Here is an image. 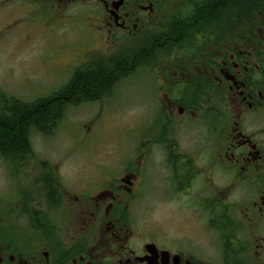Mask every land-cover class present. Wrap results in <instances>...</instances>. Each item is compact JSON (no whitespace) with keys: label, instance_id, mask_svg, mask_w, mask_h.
<instances>
[{"label":"flooded vegetation","instance_id":"af4514ba","mask_svg":"<svg viewBox=\"0 0 264 264\" xmlns=\"http://www.w3.org/2000/svg\"><path fill=\"white\" fill-rule=\"evenodd\" d=\"M20 26L66 56L35 99L62 111L0 153V264H264V0H0V36ZM123 86V152L34 148ZM80 156L87 180L61 170Z\"/></svg>","mask_w":264,"mask_h":264},{"label":"rangeland","instance_id":"374dc122","mask_svg":"<svg viewBox=\"0 0 264 264\" xmlns=\"http://www.w3.org/2000/svg\"><path fill=\"white\" fill-rule=\"evenodd\" d=\"M27 29L28 27L25 26L3 29V34L0 36V106L6 104L12 97L26 101L35 100L43 95L40 94L41 90L44 94H49L59 86L52 84L54 79L52 76L54 70L63 65L66 56L49 58L53 55V51L47 53L41 45L36 46L35 43L26 44L20 49L22 38L18 34ZM16 32L18 34H14ZM87 36V31L79 26L69 29L65 38L71 40V43L81 41L86 44ZM72 52L71 50L69 56L67 55L71 62L74 61L71 58ZM124 89L125 86L120 87L117 101L106 103L107 106L83 103L81 106L68 107L59 128L48 139H34V148L39 152H43L40 149L47 148L51 151L49 153L51 158L53 154L76 149L88 155L93 153L96 147L97 153L100 154L112 153L109 152L112 150L123 152L127 148L126 136L129 124L125 107L126 99L124 100V92H122ZM84 150L92 151L84 152ZM108 159L111 164L118 160V158ZM91 161L90 156H80L75 160L68 159L62 164L61 170L70 175H73L74 171H79L81 179L85 170L87 180L89 177L87 169H91ZM14 177L8 167L4 166V160L0 155L1 202L7 200L8 195L3 190L10 185V181L17 178Z\"/></svg>","mask_w":264,"mask_h":264},{"label":"trees","instance_id":"16d2710c","mask_svg":"<svg viewBox=\"0 0 264 264\" xmlns=\"http://www.w3.org/2000/svg\"><path fill=\"white\" fill-rule=\"evenodd\" d=\"M50 98L26 101L10 98L0 106V153L13 156L12 152L30 147L32 129H48L57 125L61 107L46 105Z\"/></svg>","mask_w":264,"mask_h":264}]
</instances>
